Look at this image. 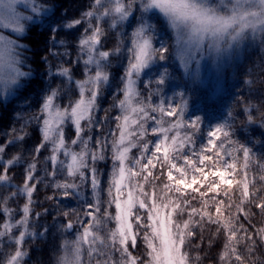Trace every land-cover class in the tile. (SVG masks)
Instances as JSON below:
<instances>
[{"label": "snow or ice", "instance_id": "obj_1", "mask_svg": "<svg viewBox=\"0 0 264 264\" xmlns=\"http://www.w3.org/2000/svg\"><path fill=\"white\" fill-rule=\"evenodd\" d=\"M17 3L30 5L31 12L37 15L48 11L37 0H0V23L9 20L10 23L4 26H11L17 34L24 32L22 22L33 18L16 13L14 5ZM136 3H139L142 15L139 26L132 33V48L129 49L132 56L122 78L124 98L117 105L121 115L114 118L117 121L116 130L108 129L105 134L103 129L107 128L109 121L107 115L97 120V98L109 81V57L119 53L120 48L113 53L98 48L103 34L99 22L107 17L111 19L113 28L123 24L131 16ZM92 8L84 12L81 19L63 25L71 29L82 21L86 23L84 33L78 40L76 59L84 66L85 78L74 81L69 68L61 65L52 72L49 67V76L64 79L63 87L51 88L44 95L38 112L22 126L20 134L14 135L7 144L0 145V185L16 188L10 183V171L23 162V155L5 159L6 147L23 141L28 125L35 123L39 126L42 140L30 153L24 184L18 189V193L26 197L20 209L22 215L14 220V210L7 207L8 200L18 194L13 191L11 197H5L3 206H0V212L6 216L0 225V238L8 237L9 242L19 246L26 235H35L29 231L32 196L36 184L48 178L64 197L85 200L81 191L85 184L90 185L92 192V201L85 200L88 210L84 213L90 217V222L84 225L77 217L75 222L81 224L83 231L78 233L75 240L64 241L56 264H85V245L88 264H92L93 260L95 264H191L192 258L186 249L196 235L195 229L202 228L205 223L217 225V232L225 234L223 253L219 257L222 264H232L233 257L237 264H244L247 257L242 256L241 245L248 254H252L256 250V237L264 244V226L256 228L250 235L249 228L241 222L243 219L251 227L250 215L264 216V193L255 187L253 180L247 178L251 164L257 163L253 159L254 154L243 144L227 153L233 156V152H242L245 179L238 182L239 203L233 204L229 197L230 202L225 205L223 199H218V190L220 184L231 187L233 181L225 179L224 171L205 172L192 159L197 157L200 165L213 159L204 152L206 148L211 151L212 138L221 130V126L218 125L216 131L207 132V145L197 151L195 135L200 130L201 118L197 116L190 121L185 120L187 101L183 99V93L178 94L181 98L179 104H166L160 86L166 81L167 69L158 73L154 81L147 82L149 88L153 83L157 86L149 92L147 101L140 96L136 84L141 73L158 60H165V53L169 51L164 43L154 47L155 27L145 19L146 14L158 11L163 16L175 35L176 56L188 73L190 62L196 59L197 54L220 58L248 39L260 38L264 43V0H94ZM93 20L96 21L95 25ZM57 30L53 28V31ZM59 43L63 46V41ZM22 48L23 45L15 40L0 35V84L5 86L4 91H7L9 83L15 84L19 78L29 75L20 68L23 64L22 52L17 49ZM196 62L198 72L199 60ZM73 83L78 89V98L73 99L69 95L67 104L62 107L60 96L69 92ZM153 95L160 97L155 104L151 102ZM172 116L176 119H165ZM248 120L251 122L252 117L249 116ZM149 122H152L151 127ZM69 123L75 128V138L66 143L64 126ZM93 128L102 129L95 140V148L91 147ZM182 128L192 131L182 135ZM13 132L16 130L13 129ZM150 134L156 137L154 141L147 139ZM224 136L228 137V132H224ZM228 142L232 143L230 138ZM74 145H79L78 151ZM220 148H223V144ZM44 149L49 155L43 159L41 176L37 175V157ZM133 149L137 150L135 155L131 154ZM109 151L112 165L108 198L102 200L101 173L96 165L107 158ZM216 155L219 156V153ZM223 167L234 170L236 165L224 161ZM258 167L261 172L259 180L264 182V162L258 163ZM155 170H159L158 175ZM190 171L191 178L188 179ZM165 174L167 182L160 181ZM59 175L65 179L58 180ZM210 175L219 177L220 182L209 180ZM245 205L258 209L259 213H249ZM233 207L235 212L231 211ZM69 215L68 212L64 213L66 217ZM183 217L186 218L181 219ZM62 227L66 231L71 230L74 223L69 220ZM13 229L19 230L18 237L12 235ZM101 231L105 233L103 237ZM138 239L143 242L144 248L134 255L130 249L138 248ZM26 254L16 247L14 254L7 255L4 264H22ZM195 259L200 258L197 256ZM258 264H264V260Z\"/></svg>", "mask_w": 264, "mask_h": 264}, {"label": "trees", "instance_id": "obj_2", "mask_svg": "<svg viewBox=\"0 0 264 264\" xmlns=\"http://www.w3.org/2000/svg\"><path fill=\"white\" fill-rule=\"evenodd\" d=\"M44 8H47L49 13L42 17L39 21L26 25L25 32L22 36L15 37L21 45V59L23 64L20 65L22 71L28 72L27 77L22 78L21 85L16 90L15 94L4 100L0 98V145H5L14 135L20 134L22 126L31 118V116L40 109L44 95L51 89L57 86L63 87L64 79L59 76H49V67L52 72H55L59 66L67 67L71 70L73 80H83L85 78L84 66L82 63H77L78 40L84 33L86 23L81 22L71 29L64 28L63 25L81 19L82 14L93 10L94 0H37ZM133 16L123 24H117L115 28L111 27V19L105 17L101 20L100 27L103 34L100 37L98 48L103 51H113L120 48L119 53L110 55V65L107 68L109 81L102 87V94L97 98L96 118L100 120L106 115L108 117V125L103 132L107 134L108 129L116 130V116L121 115V110L117 106L118 102L123 99L122 91L124 82L122 78L125 76V65L128 59V47L131 31L135 29L142 15L140 7L133 6ZM153 18V17H152ZM157 32H160L159 39L168 47L169 51L165 53L166 59L165 69L168 72H176L178 79L182 80L180 72L177 68L174 57L173 37L167 24L159 17L154 16L150 21ZM93 24L96 21L93 20ZM58 29L53 31V28ZM63 41V46L59 43ZM156 41V40H155ZM56 53V55H53ZM67 53V54H65ZM236 50L231 53L230 60L222 67L219 76H216L220 90L210 96L209 90L211 84L208 83L207 88H201L198 83L193 85L185 82L187 92L191 93L194 101L201 99L202 110L205 114H220L227 115L226 130L229 136L225 137L222 133L214 146H209L211 151L205 149L204 154L213 157L211 161H206L205 165H200L197 157H192L196 166L203 167L205 172L221 170L223 161L226 157L230 163H235V169H231L228 180H232L231 187L227 184H220L218 190V199H223L225 205L231 198L233 204L239 203V181L245 179L243 170V155L242 152H233V156L227 153L238 148L243 144L251 149L254 154L253 159L257 163H253L248 171L247 178L253 180L255 187L264 193V182L259 180L261 174L258 163L264 162V43L260 38L256 40L248 39L243 45L240 53ZM140 88L142 86H139ZM144 91L140 92L145 94ZM69 95L73 99L78 98V89L75 84L71 85L69 92L61 94L59 103L65 106L68 102ZM198 99V100H197ZM206 115V117H207ZM252 117L249 122L248 117ZM205 117V118H206ZM84 122H82L83 124ZM13 129L16 132H13ZM27 135L23 141L17 142L15 145L8 144L5 150V159L11 158L13 155H23V162L14 166L10 171V183L16 188L0 185V206H3L5 197H11L13 191H17L24 184L25 168L27 162L31 160L30 153L36 145H38L42 136L39 126L35 123L28 125L25 128ZM102 129L93 128L91 135L93 143L91 147L95 148V140L101 134ZM185 131L191 132L190 128H185ZM118 134V130H117ZM64 135L66 143H70L75 138V129L69 123L64 126ZM85 136L88 133H84ZM232 143H229L228 140ZM197 151L207 145V136L204 120L200 121V130L195 135ZM224 143L223 148H220V143ZM77 151L79 145L73 146ZM136 149L132 151L135 155ZM219 153V156L216 154ZM49 155L46 149L41 150L38 154L37 175H43V159ZM107 158L97 163L96 167L101 173V199H107V188L109 182V174L111 171V153H106ZM235 157V159H233ZM50 169V165H49ZM155 174H159V170H155ZM198 175V174H197ZM191 178V171L188 179ZM58 180L63 181V175L57 176ZM209 180L219 183V177L209 176ZM160 181L167 182L166 174L160 177ZM158 181L157 183H159ZM78 182V181H77ZM207 183V182H205ZM195 187V186H194ZM202 191L204 189H201ZM252 187L250 185V191ZM81 191L84 192V197L87 202L92 201L90 194L91 188L89 184L82 186ZM190 191V190H189ZM228 193L226 196L225 193ZM212 195V194H210ZM51 197V199L49 198ZM85 200H79L76 197H64L59 191L52 186L51 181L45 178V181L36 184L32 196L30 228L29 231L35 233L34 236L26 235L20 246L14 242H9L8 237L0 238V264H4L7 255L14 254L16 247H20L26 256L22 260V264H56L57 257L62 254L61 246L65 240H75V234L79 231L80 223H76L77 217L83 224L90 222V218L85 216L87 204ZM26 202V197L19 193L15 197H11L7 202V207L14 210V220L20 219L22 213L20 209ZM193 204L199 207L196 201ZM249 213H259L258 209L252 208L250 205H245ZM214 213V209H212ZM235 212V207L231 210ZM68 212L69 216H64ZM36 214H39L37 217ZM183 217L181 219H184ZM252 226L250 227L247 221L242 219L245 227L249 228V234L255 232L256 228L264 226V216L259 214L249 216ZM6 220V216L0 212V225ZM69 220L73 221L74 229L72 233H67L62 227ZM113 227V225H109ZM196 235L191 238V245L187 247L191 264H222L219 257L223 253V245L225 243V234L217 232V225L205 223L203 227L195 229ZM13 236H19V230L13 229ZM101 237L105 235L100 232ZM239 235H243L240 233ZM257 239L256 250L252 254H248L241 245L240 251L242 256L247 257L244 264H258L260 260H264V244ZM138 248L130 249L134 255L139 254L144 248L143 242L138 239ZM84 252V262L88 264L87 245ZM199 260H196V257ZM95 264V260L92 261ZM232 264H237L235 258H232Z\"/></svg>", "mask_w": 264, "mask_h": 264}, {"label": "rangeland", "instance_id": "obj_3", "mask_svg": "<svg viewBox=\"0 0 264 264\" xmlns=\"http://www.w3.org/2000/svg\"><path fill=\"white\" fill-rule=\"evenodd\" d=\"M134 5H137V6L140 7L139 3H136ZM14 7H15V10H16V13H18L20 15L32 16L33 17L31 20H27V21H23L22 22L24 24V32H25V28H26L27 24L37 22L42 17L46 16L49 13V11H45V12H42L40 15H37V14L31 12V6L30 5H25L24 3H17V4L14 5ZM132 16H133V11H132V14L129 17V19ZM154 16H159L167 24V22L165 21L163 16L158 11H153L151 13L146 14L145 15V19H147L148 23L152 24L150 21H152ZM8 23H10L9 20H4L2 23H0V35L8 37L9 39H13L18 44H20L19 41L15 37L22 36L24 34V32H23V34L15 33L11 26H9V27H5L4 26V24H8ZM139 23H140V21H139ZM139 23L137 24L135 29H133L131 31L130 40H129V47H128V50H127L128 51V59H127V63L125 65L124 71L128 67L129 60H130V58L132 56V53L129 51V49L132 48V39H133L132 33L139 26ZM167 26H168V24H167ZM170 31H171V34H172V37H173V44H174V57H173V60L176 61V63H177L176 66L178 68V71L180 72V76L182 77V80L178 79V77H177L178 74H176V72H173V73L168 72V76L166 78L165 83L160 86V88L162 89L163 98L165 99L166 104L167 103H172L173 106H175L176 104H179L181 102V98H180V96L178 94L179 93H183L184 94L183 95V99L187 101V108L185 110V120L186 121H190V120L194 119L195 117L199 116L202 120H204L205 128H206V134H207V132L209 130L216 131V128H217L218 125L221 126V130L219 132H217L216 136H214L212 138L213 139V145H211V146H214L216 144L217 140L219 139V137L222 136L221 134L224 133L225 130H226L227 115L225 113H220V114L209 113L208 115L205 114L203 112V110H202V107H201L202 106V104H201L202 100L201 99H199V100L197 99L198 101H194L193 97L190 96L191 93L187 92V88L185 86V82L187 81L188 84H190V85H193L194 83H198L201 88H207L208 83L211 84V82H212V84H211L212 87L209 90V94H211L210 96H213L214 94H216L220 90V83L218 84L217 79L214 80V78L216 76H219L222 67L230 60L231 53L234 50H236V53H237L236 57L239 56L238 53H240V51L242 49V45H243V43L245 41L238 48L234 49L230 54H226V55H224V56H222L220 58H214L212 55H207V54H205L203 56H201L200 54H197L196 59L192 60L190 62L189 71H188V73H186L185 69L181 65L180 60L176 56L175 35L173 34L171 29H170ZM160 34L161 33L157 32L156 29H155L154 38H153L154 47H160L161 43H163L159 39ZM17 51H18V49H17ZM197 60H199L198 72H197V62H196ZM164 69H165V63L163 61H159L158 60L156 63L152 64L148 69H145L144 72L141 73V76H140V78H139V80L137 81V84H136V89H137V91L139 93L144 91L143 89H141L142 87L145 89L146 93L145 94H141L140 93V96L142 98H144L146 101H147V98L149 96V92L150 91H154L155 88L157 87L153 83L151 85V88H149L147 86V82L150 81V80L154 81L157 78L158 73L163 72ZM22 78H24V77L19 78L18 82L15 83V84L9 83L8 86H7V91H4L3 89H4L5 86L3 84H0V98L6 100V99L10 98L11 96H13L15 94L16 90L21 85ZM139 86H142V87L140 88ZM159 99H160L159 96L153 95L152 98H151V102L155 104V103H157L159 101ZM153 115H155V114H153ZM206 115H207V117H206ZM165 119L166 120H175L176 117L175 116L165 117ZM151 123L152 122H149V127H151ZM73 128H74V126H73ZM180 131H181L182 135H183L184 132H186L185 128H182ZM172 134L173 133H170L169 135H172ZM147 139H150V140L154 141L156 139V137L150 134L147 137ZM219 143H220V145L221 144L224 145V143H222V141L219 142ZM224 161H227L228 163H230V161L228 160V157H226L224 159ZM220 171H224L225 172V179L228 180L230 172H231V169H227L226 170L224 167H222V169ZM174 175L178 176L177 173H174ZM90 194L92 196V192H90ZM86 210H88L87 206H86ZM82 231H83V227L80 224L79 231L75 234V239H76L78 233L82 232Z\"/></svg>", "mask_w": 264, "mask_h": 264}, {"label": "water", "instance_id": "obj_4", "mask_svg": "<svg viewBox=\"0 0 264 264\" xmlns=\"http://www.w3.org/2000/svg\"><path fill=\"white\" fill-rule=\"evenodd\" d=\"M73 229V228H72ZM72 229L71 230H67L68 232H71L72 231Z\"/></svg>", "mask_w": 264, "mask_h": 264}]
</instances>
